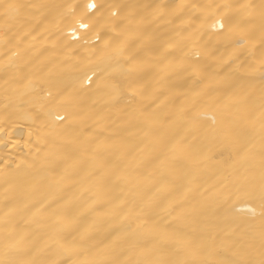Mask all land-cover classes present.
<instances>
[{"label":"bare ground","instance_id":"6f19581e","mask_svg":"<svg viewBox=\"0 0 264 264\" xmlns=\"http://www.w3.org/2000/svg\"><path fill=\"white\" fill-rule=\"evenodd\" d=\"M0 264H264V0H0Z\"/></svg>","mask_w":264,"mask_h":264}]
</instances>
